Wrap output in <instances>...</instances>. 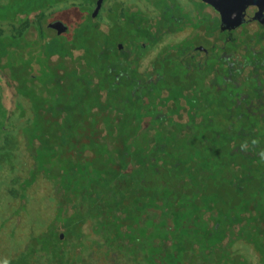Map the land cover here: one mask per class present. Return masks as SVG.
<instances>
[{
	"label": "flooded vegetation",
	"instance_id": "flooded-vegetation-1",
	"mask_svg": "<svg viewBox=\"0 0 264 264\" xmlns=\"http://www.w3.org/2000/svg\"><path fill=\"white\" fill-rule=\"evenodd\" d=\"M18 1L0 0V43L15 49L14 21L42 22L32 53L63 46L49 65L85 78L101 107L90 113L115 119L141 163L201 177L208 159L234 191H264V0H50L13 13Z\"/></svg>",
	"mask_w": 264,
	"mask_h": 264
},
{
	"label": "trees",
	"instance_id": "trees-1",
	"mask_svg": "<svg viewBox=\"0 0 264 264\" xmlns=\"http://www.w3.org/2000/svg\"><path fill=\"white\" fill-rule=\"evenodd\" d=\"M47 1L15 2L13 13L41 12ZM42 24L13 22L15 49L0 43V76L12 87L23 123L16 136L28 164L18 198L27 202V189L45 181L53 213L38 232L31 226L22 247L0 264H264L259 185L234 191L222 177L224 165L208 159L201 177L166 162L141 163L132 143L124 147L122 133L112 131L115 119L90 113L101 107L89 98L84 77L49 65L50 54L66 53L64 43L36 54L22 49L27 28L41 36ZM42 92L48 97L41 115Z\"/></svg>",
	"mask_w": 264,
	"mask_h": 264
},
{
	"label": "rangeland",
	"instance_id": "rangeland-1",
	"mask_svg": "<svg viewBox=\"0 0 264 264\" xmlns=\"http://www.w3.org/2000/svg\"><path fill=\"white\" fill-rule=\"evenodd\" d=\"M33 37V41L22 47L33 50L43 45L39 33ZM15 98L12 87L5 86L0 76V176L5 179L0 184V260L13 256L26 241L30 227L38 232L53 213V203L48 198L50 187L45 181L37 180L27 189V202L18 198L16 185L25 176L28 157L16 136L23 123H17L20 112L14 110ZM15 123L18 125L13 126Z\"/></svg>",
	"mask_w": 264,
	"mask_h": 264
},
{
	"label": "water",
	"instance_id": "water-1",
	"mask_svg": "<svg viewBox=\"0 0 264 264\" xmlns=\"http://www.w3.org/2000/svg\"><path fill=\"white\" fill-rule=\"evenodd\" d=\"M63 26V24H61Z\"/></svg>",
	"mask_w": 264,
	"mask_h": 264
}]
</instances>
